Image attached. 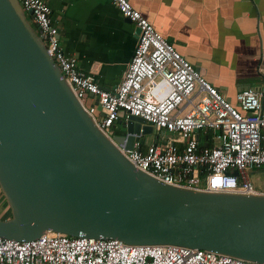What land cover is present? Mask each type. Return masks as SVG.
<instances>
[{
  "label": "water",
  "instance_id": "95a60500",
  "mask_svg": "<svg viewBox=\"0 0 264 264\" xmlns=\"http://www.w3.org/2000/svg\"><path fill=\"white\" fill-rule=\"evenodd\" d=\"M27 14L0 0V192L10 211L0 237L53 231L264 263V193L184 189L135 167L82 108ZM121 125L114 139L127 148L154 133L135 115Z\"/></svg>",
  "mask_w": 264,
  "mask_h": 264
},
{
  "label": "built area",
  "instance_id": "2783aa9c",
  "mask_svg": "<svg viewBox=\"0 0 264 264\" xmlns=\"http://www.w3.org/2000/svg\"><path fill=\"white\" fill-rule=\"evenodd\" d=\"M110 1L139 33L121 80L106 89L64 51L49 0H18L30 11L48 54L82 108L135 167L184 189L260 193L248 173L264 167V90L245 87L229 100L129 0ZM129 114L143 118L154 131L146 143L143 134H134L131 148L126 138L123 143L114 139L116 125ZM0 264L264 263L184 246L129 245L115 238L46 231L32 240L0 237Z\"/></svg>",
  "mask_w": 264,
  "mask_h": 264
},
{
  "label": "crops",
  "instance_id": "0c3cea01",
  "mask_svg": "<svg viewBox=\"0 0 264 264\" xmlns=\"http://www.w3.org/2000/svg\"><path fill=\"white\" fill-rule=\"evenodd\" d=\"M129 1L229 100L245 87L264 90V0ZM49 4L64 51L99 86H116L136 43L135 24L110 0ZM2 197L0 218L6 219Z\"/></svg>",
  "mask_w": 264,
  "mask_h": 264
},
{
  "label": "rangeland",
  "instance_id": "374dc122",
  "mask_svg": "<svg viewBox=\"0 0 264 264\" xmlns=\"http://www.w3.org/2000/svg\"><path fill=\"white\" fill-rule=\"evenodd\" d=\"M27 18L29 19V22L32 24V26L35 28V25L33 24V21L29 14H27ZM120 128L121 130L119 129V131L123 132L125 130L122 126H120ZM142 137L145 143L148 142L149 138H152L151 134H144ZM248 179L258 192L264 193V167L253 169L251 172L248 173ZM0 197H2V194ZM2 204H4V201H2ZM7 214L10 215V211H8Z\"/></svg>",
  "mask_w": 264,
  "mask_h": 264
},
{
  "label": "flooded vegetation",
  "instance_id": "af4514ba",
  "mask_svg": "<svg viewBox=\"0 0 264 264\" xmlns=\"http://www.w3.org/2000/svg\"><path fill=\"white\" fill-rule=\"evenodd\" d=\"M120 126H122V125H121V124H117V125H116L118 131H119V129L121 130Z\"/></svg>",
  "mask_w": 264,
  "mask_h": 264
},
{
  "label": "clouds",
  "instance_id": "9594fccd",
  "mask_svg": "<svg viewBox=\"0 0 264 264\" xmlns=\"http://www.w3.org/2000/svg\"><path fill=\"white\" fill-rule=\"evenodd\" d=\"M217 183H219V181H217ZM229 184H234V181L233 180H230L229 181Z\"/></svg>",
  "mask_w": 264,
  "mask_h": 264
}]
</instances>
